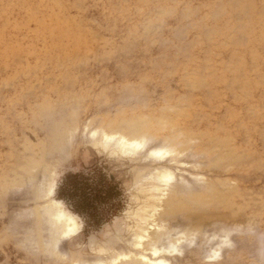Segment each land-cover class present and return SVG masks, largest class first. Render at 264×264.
Returning <instances> with one entry per match:
<instances>
[{
    "label": "rangeland",
    "instance_id": "obj_1",
    "mask_svg": "<svg viewBox=\"0 0 264 264\" xmlns=\"http://www.w3.org/2000/svg\"><path fill=\"white\" fill-rule=\"evenodd\" d=\"M96 170L122 192L98 229L56 196ZM52 201L75 237L45 224ZM148 260L264 264V0H0V264Z\"/></svg>",
    "mask_w": 264,
    "mask_h": 264
},
{
    "label": "trees",
    "instance_id": "obj_2",
    "mask_svg": "<svg viewBox=\"0 0 264 264\" xmlns=\"http://www.w3.org/2000/svg\"><path fill=\"white\" fill-rule=\"evenodd\" d=\"M56 196L85 226L96 229L122 208L118 184L98 170L66 175L57 187Z\"/></svg>",
    "mask_w": 264,
    "mask_h": 264
},
{
    "label": "bare ground",
    "instance_id": "obj_3",
    "mask_svg": "<svg viewBox=\"0 0 264 264\" xmlns=\"http://www.w3.org/2000/svg\"><path fill=\"white\" fill-rule=\"evenodd\" d=\"M171 128H172V126H171ZM142 142L141 141L138 142V141H133V140H127L124 137H119V138L116 137V139H115V137L113 138V137H108L107 135L106 136L104 135L103 137L100 138V142H99L98 146L96 147V150L102 152L105 149L107 150V148L109 146H114L118 150L117 151V152H119L118 154L127 155V156L132 155L133 156L135 154L138 155L139 152L141 153L143 151V149L146 148V147L144 148V145H143ZM169 147H171V146H169ZM148 157L153 158V160L154 159H158L162 163V161H165V160H167L170 157V153L167 152V151L151 150L149 152V154H148ZM159 161H157V162H159ZM160 171H162V170H160ZM153 175H155V173H153ZM172 180H173L172 175L167 173V172H164V173L161 172L159 174H156V177L154 178L153 181H157L160 184L161 188L160 189H156L157 192L161 193L160 196H164L165 195V191L170 189L171 184H172ZM53 189H54V180L52 181V183H51V185H50V187L48 189V193H47L48 197H51L53 195ZM175 196L173 198H175ZM179 201L181 202V200H179ZM157 212H158V209L153 210L152 212L149 213L148 217H145L144 223L146 222L148 224L151 221V223L148 224V226H149L148 230L149 229L150 230H154V229L156 230V228H158V225L155 223V220H156L155 216H156ZM42 214H43L42 218L44 219L45 224L47 226L49 225V228L51 227V231L54 232V234H55L54 236H56V238L60 237L61 239H70V238H73V237L76 236V234L78 232V227H79L78 218L76 216L68 213V211L61 204L52 201L50 203V205H49V208L44 209ZM36 217H37V215H36ZM194 219H195V217H194ZM146 238H147L146 230H143L142 233L140 232V233L135 234V239H136L135 247L136 248H142V244L146 241ZM169 252H171V251H169ZM153 255H155V254H153ZM140 258L142 259V261H147V259L144 258V257H140ZM153 261H149L148 260V262L150 264H156V262L155 261L153 262Z\"/></svg>",
    "mask_w": 264,
    "mask_h": 264
}]
</instances>
